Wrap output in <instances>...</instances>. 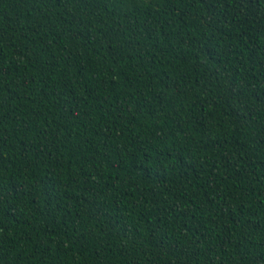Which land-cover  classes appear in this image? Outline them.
I'll return each mask as SVG.
<instances>
[{"label":"trees","instance_id":"1","mask_svg":"<svg viewBox=\"0 0 264 264\" xmlns=\"http://www.w3.org/2000/svg\"><path fill=\"white\" fill-rule=\"evenodd\" d=\"M0 264H264V0H0Z\"/></svg>","mask_w":264,"mask_h":264}]
</instances>
